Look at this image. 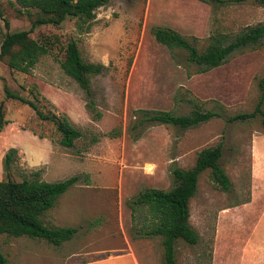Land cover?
I'll return each mask as SVG.
<instances>
[{"label": "rangeland", "instance_id": "1", "mask_svg": "<svg viewBox=\"0 0 264 264\" xmlns=\"http://www.w3.org/2000/svg\"><path fill=\"white\" fill-rule=\"evenodd\" d=\"M223 1L221 5L199 0H110L97 9L88 31L85 25L77 27L72 17L57 25L33 27L28 38L46 41L49 50L28 74L0 60V113L5 121L0 130V180L6 178L1 159L10 148L14 153L7 177L15 182L33 179L34 172L51 180L74 175L76 186L93 179L91 191H96L98 205L91 209L98 212L99 224L92 234L95 239H78L79 244H65L60 252L69 247L86 252L98 242L103 249L129 246L139 264H162L161 241L136 236L129 204L145 189L168 190L174 184L172 168L186 169L197 151L220 145L218 165L230 187L224 192L215 187L209 170L198 174L188 216L197 242L177 239L175 264H264L262 116L231 119L251 113L258 102L264 44L244 47L220 67L197 73L184 49L169 50L151 34L153 28H172L201 50L211 34L233 35L246 26L264 24V6L249 0ZM19 9L17 0H0L8 21L6 29L0 19V37L6 31L29 30L35 14H19ZM71 40L84 61L104 65L90 81L89 97L60 67L63 48ZM4 88L34 102L40 113L66 117L81 137L71 147L61 146L55 123L5 97ZM58 91L72 97L59 96ZM189 97L217 116L187 129L141 121L139 111L187 114ZM88 100L93 102L92 111L86 108ZM260 109L264 112V98ZM136 214L140 221V213ZM35 241H43V248L38 247L46 254L57 252L58 247L46 240ZM27 242L31 240L0 234L7 264H18L16 252L23 248L28 252L38 243L30 248ZM27 264H51V259L34 257ZM110 264H128L127 257Z\"/></svg>", "mask_w": 264, "mask_h": 264}, {"label": "trees", "instance_id": "2", "mask_svg": "<svg viewBox=\"0 0 264 264\" xmlns=\"http://www.w3.org/2000/svg\"><path fill=\"white\" fill-rule=\"evenodd\" d=\"M110 0H17L19 14H35L28 31H6L0 37V60L5 62L15 71L28 74L37 63L41 55L48 53L46 41L38 42L28 38L29 31L41 24L57 25L67 17L75 18L78 26L85 25V30L91 26L95 13L99 7L106 5ZM208 4L218 3L223 5V0H199ZM237 2L247 0H235ZM264 6V0H249ZM0 10V19L3 26L8 28V21ZM154 41L169 50L184 49L187 61L197 66L196 72L203 73L218 68L224 64L228 57L244 47H255L264 44V24H255L244 27L236 34L214 33L209 35L205 46L199 50L195 42L187 40L177 31L168 27L153 28L151 30ZM193 40H195L193 38ZM64 59L60 62L63 72L73 79L84 94L90 96V81L101 74L104 68L102 63H89L82 59L76 42L71 40L66 43ZM260 97L253 111L231 117L232 120L240 118L262 116L264 125V112L260 104L264 98V78L259 81ZM5 97L18 101L34 110L41 119L51 120L55 123L56 130L60 133L59 144L71 147L74 140L81 137V133L70 123L66 117L46 115L37 110L32 101L8 91L4 88ZM191 109L187 114H174L167 110L139 111L144 117L141 121L152 122L158 125L168 124L181 129L195 127L200 123L209 122L217 115L204 111L192 97L187 99ZM93 102L88 100L87 110L92 111ZM96 118L101 113H96ZM4 119L0 113V130ZM10 148L1 159V168L6 176L0 180V234L9 238L24 237L30 240L43 239L54 246L61 245L77 232V228L56 227L45 225L43 215L54 206L57 197L65 192L71 185L78 181L74 175L65 179L47 182L38 177L34 172L33 179H23L15 182L7 177V170L12 162ZM221 155V146L200 149L197 151L193 164L186 168L174 167L170 173L173 177V186L168 190L145 189L129 204L132 228L136 236L143 238L155 237L161 241L163 250L162 264H175V243L177 239L188 244L197 242L196 233L188 223L189 202L197 190L198 174L209 170L215 187L227 191L230 187L228 176L220 169L218 160ZM136 212L140 213V221ZM6 256L0 251V264H7Z\"/></svg>", "mask_w": 264, "mask_h": 264}, {"label": "crops", "instance_id": "3", "mask_svg": "<svg viewBox=\"0 0 264 264\" xmlns=\"http://www.w3.org/2000/svg\"><path fill=\"white\" fill-rule=\"evenodd\" d=\"M57 94L59 96H70L63 91H58ZM43 140H45V138ZM41 179L47 182L59 181L51 180L44 176H41ZM81 187H83L85 191L77 190ZM91 190H95L92 178L91 181L84 186L71 185L65 192L57 197L54 206L51 207L42 217L45 225L77 228V232L73 237L64 241L61 245L56 246L58 247V249H56L57 252L51 254H46V251L42 249L43 241H35L39 239H33L31 242H27L30 248L35 245L33 242H38L37 245L33 247H38L39 244H41L40 246H42V248L38 247V249H33L32 247V250L28 249V252H26L24 248L18 250L16 252V262L18 264H27L28 261L34 257H39L40 259L50 258L51 264H110L116 259L127 257L128 264H139L135 252L129 246L124 250L116 249L114 246L113 248L103 249L100 247L99 243L96 242L97 244H95L94 248L86 250V252L81 251V249L75 250L71 247L60 252V248L65 244L73 245L75 244V241H77L76 245L79 244L78 239L89 242L93 238L95 239V236L92 234H95L96 230L99 229L97 219L98 212L94 214V211L91 208H97L98 199L96 200V197L93 195H97L94 193L96 191L93 192ZM94 216L96 217L92 218ZM84 223L87 225L85 224L86 226L82 229V224ZM82 244L83 243L80 241V245ZM75 258L79 259L77 260ZM71 259H73V261Z\"/></svg>", "mask_w": 264, "mask_h": 264}]
</instances>
